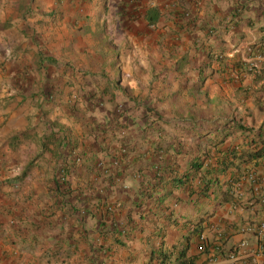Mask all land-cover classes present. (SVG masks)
Wrapping results in <instances>:
<instances>
[{
  "label": "crops",
  "instance_id": "obj_1",
  "mask_svg": "<svg viewBox=\"0 0 264 264\" xmlns=\"http://www.w3.org/2000/svg\"><path fill=\"white\" fill-rule=\"evenodd\" d=\"M262 52L264 0H0V264H158L160 249L166 264H264L236 232L257 201L203 207L187 193L200 176L173 184L211 138H196L190 111L231 117L241 93L251 109L247 69ZM129 217L120 245L109 227ZM199 244L215 247L212 261Z\"/></svg>",
  "mask_w": 264,
  "mask_h": 264
},
{
  "label": "trees",
  "instance_id": "obj_2",
  "mask_svg": "<svg viewBox=\"0 0 264 264\" xmlns=\"http://www.w3.org/2000/svg\"><path fill=\"white\" fill-rule=\"evenodd\" d=\"M261 54H264L262 52ZM248 73L253 75V81L261 84L264 87V65H253L249 67ZM114 76L117 79L110 80V83L113 85L112 88L116 89L119 80V72L117 70H112ZM192 121L190 122L189 129H192L194 132H189L190 134H195L197 139L203 138L207 135H211L210 141L208 142V146L205 150L201 151V154L192 160L189 163V169L186 174L182 175L180 178H175L173 181L174 185L186 186V183L189 182L191 178L195 176H200V179L203 180V185L201 188L196 189L195 191L188 190V197H194L192 200L194 203L198 198L205 199L201 205L203 207L210 204L211 200L218 198V203L229 205L230 209L234 211H245L249 208L253 209V201H258V196L255 198L251 196V192L253 191V187L249 180H247V175H251V171H254L252 175H256L257 184L261 185V189L259 190V196L264 193V119L257 126L254 127L253 119L249 121V126L245 125L240 119L234 117H221L214 116L210 119H201L198 118V113L191 110ZM202 120L204 124L208 127H204L202 131V125H199V121ZM118 124V123H116ZM252 124V125H251ZM205 126V125H204ZM120 127H123L120 125ZM200 127V129H199ZM242 136V142L240 144H232L228 143L226 145V150H223L222 145L227 141H230L234 136ZM242 144V145H241ZM179 151H185L186 147L182 144L178 143L177 145ZM189 150L192 151V147H188ZM223 153V154H222ZM217 156V160L215 161L213 158ZM222 154V156H221ZM73 161V160H72ZM231 165L237 166L238 170L241 172L243 176V180H241L242 186L238 188L243 193V199L239 200L238 195L235 193V185L234 184H220L215 178L216 173H222L227 167ZM243 166V169L240 168ZM61 179L63 183L67 182V170L64 168L61 172ZM162 173L159 176H155L157 183L162 179ZM159 177V179H158ZM67 184V183H66ZM224 188V189H222ZM152 196L151 192H146L141 194L143 199L150 198ZM157 202H160L156 199ZM142 204H137V207H141ZM208 214H204V216L197 222L191 224L192 233L199 235L201 232L205 230L209 226ZM139 217L142 219L144 215L142 213L139 214ZM252 219H247L242 224L247 221H251ZM205 226L203 224L205 223ZM128 223H130V217L127 222V226L123 227L125 229L124 232L120 231L118 226L115 223L111 222L109 229H111L114 233L118 235H122L120 238H114V241L120 245H124L125 240L129 237L130 228L128 227ZM241 224V225H242ZM208 225V226H207ZM241 225H238L239 228ZM236 228V229H237ZM196 235V236H197ZM200 236V235H199ZM252 236V235H251ZM249 240V239H248ZM255 243L258 247L257 239L254 237ZM188 242V240H187ZM250 242V241H249ZM249 245V243H248ZM198 252L207 253L211 256L215 255V247L203 246L199 244ZM248 247V246H247ZM246 247V248H247ZM258 249V248H257ZM261 252V251H259ZM261 254H264L262 252ZM183 254L181 253V257ZM155 257L158 258V264H166L168 262L167 252L163 250H159L155 253ZM190 256L186 258L184 264H190ZM209 260V259H208Z\"/></svg>",
  "mask_w": 264,
  "mask_h": 264
},
{
  "label": "built area",
  "instance_id": "obj_3",
  "mask_svg": "<svg viewBox=\"0 0 264 264\" xmlns=\"http://www.w3.org/2000/svg\"><path fill=\"white\" fill-rule=\"evenodd\" d=\"M116 164V162H114ZM254 171H251V175H247V180L251 183L253 187V191L250 193L251 196L254 198L258 196V201L257 204L259 206L258 213L255 215L254 220L247 221L246 223L242 224L239 228L236 229L237 234L241 235V239L238 242V247L239 248H246L248 246L249 240L248 236L252 235L257 239L258 242V252L261 251L260 253L264 252V193L261 194L260 196L258 195L259 190L261 189V185L257 184V177L256 175H252ZM244 178L241 177L239 180H236L235 182L232 181V183L235 185V193L238 195L239 200L243 199V193L240 188L242 186L241 180ZM63 180V179H62ZM125 228H121L122 233L124 232ZM213 256L209 258V261H212Z\"/></svg>",
  "mask_w": 264,
  "mask_h": 264
},
{
  "label": "rangeland",
  "instance_id": "obj_4",
  "mask_svg": "<svg viewBox=\"0 0 264 264\" xmlns=\"http://www.w3.org/2000/svg\"><path fill=\"white\" fill-rule=\"evenodd\" d=\"M252 107L245 110L244 103L241 102L242 93L238 96L237 106L234 109L235 99L225 106L226 113L228 112L231 117L240 119L245 125L249 126L250 117L253 119L254 127H257L264 119V87L261 84H256L251 93ZM195 101V100H194ZM246 111V112H245ZM252 125V124H251Z\"/></svg>",
  "mask_w": 264,
  "mask_h": 264
}]
</instances>
